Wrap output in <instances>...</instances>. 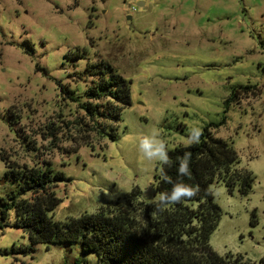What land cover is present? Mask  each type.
<instances>
[{"label":"rangeland","instance_id":"1","mask_svg":"<svg viewBox=\"0 0 264 264\" xmlns=\"http://www.w3.org/2000/svg\"><path fill=\"white\" fill-rule=\"evenodd\" d=\"M104 66L130 81L131 104L101 138L80 128L84 112L62 86L86 100L95 77L85 72ZM211 124L254 183L246 194L212 185L223 215L210 244L260 262L264 0H0V154L20 165L50 161L65 174L56 221L98 212L134 189L155 201L162 165L140 154L141 142L155 133L173 149ZM6 171L0 157V197L11 202L19 186ZM1 209L0 264H99L80 243L32 247L14 209L6 220Z\"/></svg>","mask_w":264,"mask_h":264},{"label":"trees","instance_id":"2","mask_svg":"<svg viewBox=\"0 0 264 264\" xmlns=\"http://www.w3.org/2000/svg\"><path fill=\"white\" fill-rule=\"evenodd\" d=\"M85 74L95 77L87 90L88 99L82 100L74 90L62 88L84 112L77 121L80 128L102 138L107 134L108 120L119 121L123 107L131 104L130 81L107 66L88 68ZM231 100L226 103L229 105ZM213 125L205 127L198 143L167 150L171 165L161 167L157 192L170 193L176 183L198 188V192L163 209L155 201H144L140 190L134 189L124 200L98 212L56 221L51 214L60 204L56 188L65 174L56 171L50 161L20 165L0 154L7 165L6 176L19 186L18 192L10 195L11 202L0 197L2 219L6 220L8 211L14 209V226L28 233L32 247L40 243H80L85 254H96L99 264H264V259L253 263L242 255H220L210 244L223 215L212 185L224 181L230 192L239 188L246 194L254 183L252 173L238 167L240 158L234 145L217 137L211 130ZM116 134L112 127L110 137L115 139ZM185 153L191 154L190 175L181 176L178 170ZM164 175L171 182H166ZM17 193L24 196L18 197Z\"/></svg>","mask_w":264,"mask_h":264},{"label":"clouds","instance_id":"3","mask_svg":"<svg viewBox=\"0 0 264 264\" xmlns=\"http://www.w3.org/2000/svg\"><path fill=\"white\" fill-rule=\"evenodd\" d=\"M193 132L195 135L193 136ZM201 132L198 129L190 130L188 143L189 146L194 143L199 142V136ZM140 154L149 162H158L163 165H171V160L168 156L166 146L163 141L157 140L155 133L151 136L146 137L140 144L139 148ZM191 158L190 153H185V155L180 159L179 174L181 176L190 175L189 172V161ZM166 182H171L166 175L162 177ZM198 192V188H193L190 185L183 183H176L170 193H160L156 197L155 203L157 207L163 209L175 203H179L182 199H190L195 196Z\"/></svg>","mask_w":264,"mask_h":264},{"label":"water","instance_id":"4","mask_svg":"<svg viewBox=\"0 0 264 264\" xmlns=\"http://www.w3.org/2000/svg\"><path fill=\"white\" fill-rule=\"evenodd\" d=\"M145 3L144 2H140L139 5H144Z\"/></svg>","mask_w":264,"mask_h":264}]
</instances>
